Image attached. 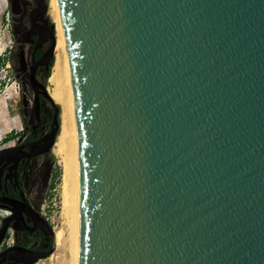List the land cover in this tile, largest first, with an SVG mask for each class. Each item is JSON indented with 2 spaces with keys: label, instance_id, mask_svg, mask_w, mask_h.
Returning <instances> with one entry per match:
<instances>
[{
  "label": "water",
  "instance_id": "95a60500",
  "mask_svg": "<svg viewBox=\"0 0 264 264\" xmlns=\"http://www.w3.org/2000/svg\"><path fill=\"white\" fill-rule=\"evenodd\" d=\"M58 2L79 264H264V0Z\"/></svg>",
  "mask_w": 264,
  "mask_h": 264
},
{
  "label": "flooded vegetation",
  "instance_id": "af4514ba",
  "mask_svg": "<svg viewBox=\"0 0 264 264\" xmlns=\"http://www.w3.org/2000/svg\"><path fill=\"white\" fill-rule=\"evenodd\" d=\"M8 8L21 127L0 143V264H35L55 245L44 205L62 129L63 105L53 91L63 13L58 0L56 8L52 0H8Z\"/></svg>",
  "mask_w": 264,
  "mask_h": 264
},
{
  "label": "bare ground",
  "instance_id": "6f19581e",
  "mask_svg": "<svg viewBox=\"0 0 264 264\" xmlns=\"http://www.w3.org/2000/svg\"><path fill=\"white\" fill-rule=\"evenodd\" d=\"M52 4L56 8L57 0H52ZM56 19L58 20V18ZM59 30L61 31V29ZM61 37H63L62 34ZM54 82L56 88L55 91L53 92L55 93L57 99L63 105L62 129L58 138L56 151L61 157V161L64 169L63 215L65 218L64 227L57 229L55 232V240H56V247L58 249L63 250L61 264H79V190L80 188H79L78 129H77L76 114H75V108L73 102V92H72V84H71V78L69 72V65H68L64 42H62V51L59 56L57 70L54 76Z\"/></svg>",
  "mask_w": 264,
  "mask_h": 264
},
{
  "label": "rangeland",
  "instance_id": "374dc122",
  "mask_svg": "<svg viewBox=\"0 0 264 264\" xmlns=\"http://www.w3.org/2000/svg\"><path fill=\"white\" fill-rule=\"evenodd\" d=\"M11 33L9 25L8 0H0V143L3 138L20 129V114L18 110L19 89L10 58ZM57 165L50 187L49 196L44 205V211L56 230L64 227L63 175L64 169L60 155L57 154ZM63 250L56 247L35 264H61Z\"/></svg>",
  "mask_w": 264,
  "mask_h": 264
}]
</instances>
